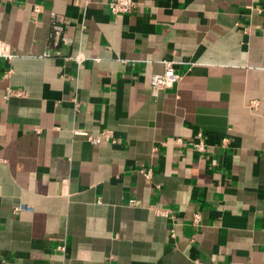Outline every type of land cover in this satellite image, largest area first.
Here are the masks:
<instances>
[{"label":"crops","instance_id":"crops-1","mask_svg":"<svg viewBox=\"0 0 264 264\" xmlns=\"http://www.w3.org/2000/svg\"><path fill=\"white\" fill-rule=\"evenodd\" d=\"M110 1L0 0V264H264V0Z\"/></svg>","mask_w":264,"mask_h":264},{"label":"built area","instance_id":"built-area-1","mask_svg":"<svg viewBox=\"0 0 264 264\" xmlns=\"http://www.w3.org/2000/svg\"><path fill=\"white\" fill-rule=\"evenodd\" d=\"M109 7L113 15L130 14L133 12L135 8V0H111L109 3ZM36 10L39 11V7H37ZM64 30H65V26H64L63 20L58 16H54L50 38L53 39L56 44L60 43ZM12 58H13V53H12L10 45L0 40V59H6L8 61H11ZM75 60L79 63H82L83 57L77 56ZM179 80H180V76L177 74L173 66V63L166 61L164 72L161 74H155L152 77V80H151L152 93L157 94L161 90L169 89L173 87L174 84L177 83ZM24 95L25 94L22 90H13L10 88L8 89L5 95V98L9 99L11 97H24ZM76 107L77 108L79 107L78 102H76ZM74 133L77 135L87 137L89 141L93 144H100L103 140L110 141L114 144L118 143L116 137L110 132H106V131L101 132L99 136L97 137L89 136V133L84 130H76L74 131ZM201 137H202V134H201ZM175 142L181 144L182 140L177 139ZM227 142H228V139L223 140L224 145L227 144ZM194 148H196V150L200 153H204L206 151V145L204 144L203 141H200L199 143L195 144ZM3 162L4 160L0 158V164ZM217 164L218 162L214 160L213 165H217ZM141 172L147 178H151L153 176L152 170H141ZM130 203L133 205L134 200H131ZM15 211L32 212L33 208L23 205V206L16 207ZM157 213L165 217H169L171 215V212L168 210H157ZM200 219H201L200 216L196 215L195 223L200 222ZM65 249H66V246L59 247V250L61 251H64Z\"/></svg>","mask_w":264,"mask_h":264}]
</instances>
